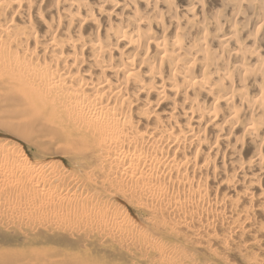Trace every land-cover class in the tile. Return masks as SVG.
I'll use <instances>...</instances> for the list:
<instances>
[{"label": "bare ground", "instance_id": "6f19581e", "mask_svg": "<svg viewBox=\"0 0 264 264\" xmlns=\"http://www.w3.org/2000/svg\"><path fill=\"white\" fill-rule=\"evenodd\" d=\"M210 2L0 0V134L55 148L0 138V264H264V0Z\"/></svg>", "mask_w": 264, "mask_h": 264}, {"label": "rangeland", "instance_id": "374dc122", "mask_svg": "<svg viewBox=\"0 0 264 264\" xmlns=\"http://www.w3.org/2000/svg\"><path fill=\"white\" fill-rule=\"evenodd\" d=\"M224 1L225 0H211V2L209 3V8L210 9L214 8V9L217 10ZM227 1L230 2L231 0H227ZM247 1H251V0H247ZM177 3L178 4H183L184 3V5H186V0H177ZM209 8H208V15L211 14V11H210ZM246 15L248 17L247 18L248 21H249L248 23L245 22V20L243 19V18L246 17L245 15L236 17L235 13L232 14V16H231L230 12H226L225 16H224V14H222L221 15L222 18L226 17L227 19H229V23H228L229 25L226 27V29L223 30L224 34L228 33L231 30L230 27H233L235 24L240 25L239 26L240 30L245 31L246 33L255 32V29H256L257 26H255V24L251 23L252 20L249 19V14H246ZM222 21H224V19ZM5 135H7V134H0V138H2L4 140H8L11 143L16 144V145H18L20 143L21 149L28 155L31 153L32 154L31 155L32 158H34L33 157L34 152L35 153L38 152L36 148L42 150L44 153H47L48 155L54 156V152H55L54 141H52V139L50 137L49 138L47 137V139L46 138H38L36 140H28L27 138H25V137L22 138V137H20L18 135H13V136L9 135L12 138H10L8 136H5ZM34 144H35L36 147L33 146ZM27 147H30L31 151H29V148L27 149ZM30 161L32 162V160H30ZM50 161L57 162V161H59V159L55 160L54 157H53V159H50ZM239 191H241V189H239ZM253 191L257 192L258 189L257 188L254 189L253 188ZM243 203L244 204H249V202L246 199H243Z\"/></svg>", "mask_w": 264, "mask_h": 264}]
</instances>
